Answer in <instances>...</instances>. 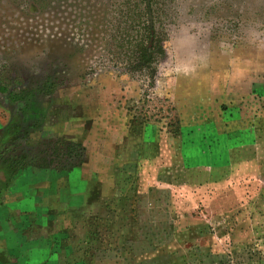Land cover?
Here are the masks:
<instances>
[{
	"label": "rangeland",
	"instance_id": "rangeland-1",
	"mask_svg": "<svg viewBox=\"0 0 264 264\" xmlns=\"http://www.w3.org/2000/svg\"><path fill=\"white\" fill-rule=\"evenodd\" d=\"M148 12L137 69L142 0H0V131L34 127L0 264H264V0Z\"/></svg>",
	"mask_w": 264,
	"mask_h": 264
},
{
	"label": "trees",
	"instance_id": "trees-1",
	"mask_svg": "<svg viewBox=\"0 0 264 264\" xmlns=\"http://www.w3.org/2000/svg\"><path fill=\"white\" fill-rule=\"evenodd\" d=\"M145 11V22L142 24L140 38L131 45L132 58L137 69L151 68L152 63L157 57L164 54L161 42L148 16L150 11V0H142ZM29 112L23 109L21 103L16 105L15 113L12 114L9 122L0 131V179L1 192L7 190L16 180L30 160L28 153L30 152V130H33L28 124ZM174 137L179 136L180 127L178 122L169 130ZM25 144L24 146H22ZM20 148V149H19ZM19 149V150H18ZM28 160V161H27Z\"/></svg>",
	"mask_w": 264,
	"mask_h": 264
},
{
	"label": "crops",
	"instance_id": "crops-1",
	"mask_svg": "<svg viewBox=\"0 0 264 264\" xmlns=\"http://www.w3.org/2000/svg\"><path fill=\"white\" fill-rule=\"evenodd\" d=\"M23 237V236H22Z\"/></svg>",
	"mask_w": 264,
	"mask_h": 264
}]
</instances>
